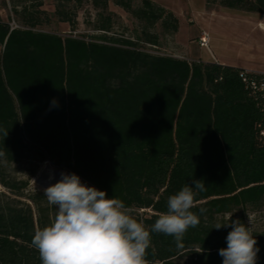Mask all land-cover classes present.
Instances as JSON below:
<instances>
[{"label":"trees","instance_id":"trees-1","mask_svg":"<svg viewBox=\"0 0 264 264\" xmlns=\"http://www.w3.org/2000/svg\"><path fill=\"white\" fill-rule=\"evenodd\" d=\"M20 1L12 8L20 28L0 20V186L22 198L27 182L6 176L4 165L32 163L33 175L49 162L133 209L150 232L146 264H222L219 249L232 229L215 224L264 201V92L246 90L243 70L142 50V42L159 47L149 33L157 23L165 34L178 30L173 14L150 0L137 9L132 0H114L143 23L138 42L46 32L42 3ZM91 1L107 10V0ZM205 2L264 15V0ZM56 15L71 21L64 10ZM111 27L105 17L98 30ZM194 180L206 189L195 190L191 209L200 223L180 247L151 228L168 198ZM26 199L0 200V264H42L31 241L57 209L42 193ZM254 238L256 264H264V239Z\"/></svg>","mask_w":264,"mask_h":264},{"label":"rangeland","instance_id":"rangeland-1","mask_svg":"<svg viewBox=\"0 0 264 264\" xmlns=\"http://www.w3.org/2000/svg\"><path fill=\"white\" fill-rule=\"evenodd\" d=\"M106 11L95 8L91 0H27L26 5L42 3L41 11L45 12L44 21L49 23L42 27L46 32L61 36L82 37L85 40L103 36L115 40H130L138 42L143 29V23L134 18L122 8L107 0ZM156 6L173 14L178 21L176 33H164L160 23H157L149 33L159 36V47L139 43L140 48L153 55L170 56L184 59L188 62L213 63L214 59L223 65L262 67L264 68V15L249 14L223 9L218 6H207L205 0H150ZM20 0H0V20L16 21L13 4ZM134 9L142 6V0H132ZM20 9V7H18ZM57 10H64L70 17V22H60ZM111 18V30L104 33L98 30L102 18ZM201 32L209 35V50L200 48L197 39ZM200 57V59L198 58ZM33 164L20 162L4 165L5 174L17 181H26L27 187L22 191V198H16L8 190L0 186V200L6 198L26 202L27 197L35 193L44 194V189L61 179L65 170L52 166L49 162L37 165L33 175L30 172ZM69 174V173H68ZM141 213V212H140ZM242 217L250 226L253 236L264 239V201L257 206H247L233 210L224 216L226 220ZM220 218V217H219ZM189 261V258H184Z\"/></svg>","mask_w":264,"mask_h":264},{"label":"clouds","instance_id":"clouds-1","mask_svg":"<svg viewBox=\"0 0 264 264\" xmlns=\"http://www.w3.org/2000/svg\"><path fill=\"white\" fill-rule=\"evenodd\" d=\"M193 184L168 198L167 212L161 213L151 228L173 236L180 247L187 230L200 223L191 209L196 206L195 190L206 189L203 180ZM44 196L57 211L48 226L35 231L31 241L42 264H146L150 232L122 200L87 186L75 173L63 172L58 182L44 189ZM228 221L214 226L232 229L226 237L227 247L219 249L222 264H256L260 249L251 231V218L248 227L239 219L229 217Z\"/></svg>","mask_w":264,"mask_h":264},{"label":"built area","instance_id":"built-area-1","mask_svg":"<svg viewBox=\"0 0 264 264\" xmlns=\"http://www.w3.org/2000/svg\"><path fill=\"white\" fill-rule=\"evenodd\" d=\"M11 30L20 28L13 20L9 23ZM197 44L200 48L209 50V35L206 32H201L197 39ZM241 80L245 85L246 90L250 94L264 92V74H257L249 71H244L240 74Z\"/></svg>","mask_w":264,"mask_h":264},{"label":"crops","instance_id":"crops-1","mask_svg":"<svg viewBox=\"0 0 264 264\" xmlns=\"http://www.w3.org/2000/svg\"><path fill=\"white\" fill-rule=\"evenodd\" d=\"M200 59V57H198ZM200 62L201 59H200ZM213 63L218 64V65H223L221 64L218 60L214 59ZM223 66H228V65H223ZM230 67V66H228ZM232 68H236V69H240V70H244V71H249V72H253V73H257V74H264V68H260V67H243V66H232Z\"/></svg>","mask_w":264,"mask_h":264}]
</instances>
